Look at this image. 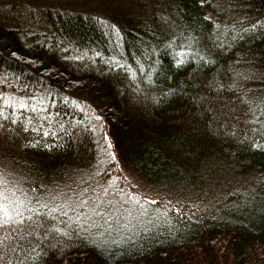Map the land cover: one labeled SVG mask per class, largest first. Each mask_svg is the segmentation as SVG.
<instances>
[{"label": "trees", "instance_id": "obj_1", "mask_svg": "<svg viewBox=\"0 0 264 264\" xmlns=\"http://www.w3.org/2000/svg\"><path fill=\"white\" fill-rule=\"evenodd\" d=\"M84 109L116 149L99 183L116 165L162 213L118 240L0 215V264H264V0H0V157L32 201L97 162Z\"/></svg>", "mask_w": 264, "mask_h": 264}, {"label": "rangeland", "instance_id": "obj_2", "mask_svg": "<svg viewBox=\"0 0 264 264\" xmlns=\"http://www.w3.org/2000/svg\"><path fill=\"white\" fill-rule=\"evenodd\" d=\"M14 55L20 57L16 53ZM27 60L31 61V59ZM48 72L44 71L46 74ZM66 82H69L71 86L75 81L68 79ZM77 83L75 82V84ZM84 111L90 118L94 129L99 150L97 162L88 171L78 174L75 178L71 179V182L68 181L62 184V187H68V192L60 196L63 197L61 200L53 196L42 198L38 202H35L34 200L32 201V191L24 183L19 182L20 173L16 170L13 162L5 157H0V215L4 216L5 212L8 214L19 210L28 212L35 205L38 206V204H46L48 208H52L53 210L56 209V206H59L61 209L57 207V210L72 212L79 219L84 214H90L83 221L92 227L93 230H90V232L94 238L118 240L125 235H131L136 231L138 226H145L146 219L162 213V210L156 208L151 210V214L147 213L149 206H147V203L142 198L137 196L136 188L134 190L130 187L124 189L119 185L118 178L121 176L116 174V170L118 169L116 165L113 167L115 171H111L112 175L107 184L99 183L101 181V174L105 168L104 163L113 157L115 158L116 149L112 138L104 128V120L101 117H93L89 109H84ZM126 175H123L125 179L132 177ZM234 179L235 181L226 179L224 182L225 187L229 183H242L245 181L241 176H237ZM212 182V194H221L225 189H222V183H219L217 180H212ZM137 187V189L142 191L138 185ZM62 191L65 190L62 189ZM137 199L139 203L136 202ZM98 224H103L104 226H101L99 229L93 227H98Z\"/></svg>", "mask_w": 264, "mask_h": 264}, {"label": "snow or ice", "instance_id": "obj_3", "mask_svg": "<svg viewBox=\"0 0 264 264\" xmlns=\"http://www.w3.org/2000/svg\"><path fill=\"white\" fill-rule=\"evenodd\" d=\"M136 202L139 203V200L137 199ZM149 203H155V201H150ZM4 215L7 216V213L5 212ZM18 215H20V214H18ZM11 219H12L11 217H9V219H7V220L0 219V227H3L4 225L8 224ZM29 219H30V217H29ZM16 223L20 224V223H23V221L19 220V221H16ZM2 244H3V239L0 238V245H2Z\"/></svg>", "mask_w": 264, "mask_h": 264}]
</instances>
